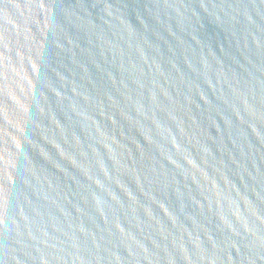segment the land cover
Here are the masks:
<instances>
[{"label": "water", "instance_id": "water-1", "mask_svg": "<svg viewBox=\"0 0 264 264\" xmlns=\"http://www.w3.org/2000/svg\"><path fill=\"white\" fill-rule=\"evenodd\" d=\"M0 264H264V0H0Z\"/></svg>", "mask_w": 264, "mask_h": 264}]
</instances>
